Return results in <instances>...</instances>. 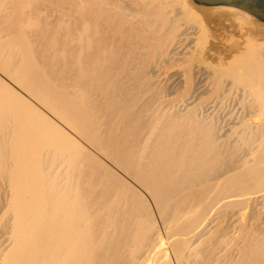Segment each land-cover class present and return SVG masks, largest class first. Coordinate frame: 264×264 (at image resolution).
Instances as JSON below:
<instances>
[{
	"label": "bare ground",
	"instance_id": "obj_1",
	"mask_svg": "<svg viewBox=\"0 0 264 264\" xmlns=\"http://www.w3.org/2000/svg\"><path fill=\"white\" fill-rule=\"evenodd\" d=\"M0 264H264V20L0 0Z\"/></svg>",
	"mask_w": 264,
	"mask_h": 264
},
{
	"label": "water",
	"instance_id": "obj_2",
	"mask_svg": "<svg viewBox=\"0 0 264 264\" xmlns=\"http://www.w3.org/2000/svg\"><path fill=\"white\" fill-rule=\"evenodd\" d=\"M203 4H228L238 6L264 20V0H195Z\"/></svg>",
	"mask_w": 264,
	"mask_h": 264
}]
</instances>
